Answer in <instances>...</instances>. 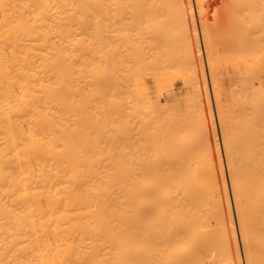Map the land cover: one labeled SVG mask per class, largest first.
<instances>
[{"label": "rangeland", "instance_id": "rangeland-1", "mask_svg": "<svg viewBox=\"0 0 264 264\" xmlns=\"http://www.w3.org/2000/svg\"><path fill=\"white\" fill-rule=\"evenodd\" d=\"M193 1L195 7L54 8L56 24L44 32L47 166L72 159L102 169L122 199L142 168L160 159L182 191L211 180L230 186L232 170L264 173V8ZM187 12L193 26L179 21ZM255 14L262 24H253ZM102 44L115 61L91 59L87 69L85 50ZM194 45L200 59L189 63ZM130 56L137 60L128 63Z\"/></svg>", "mask_w": 264, "mask_h": 264}, {"label": "bare ground", "instance_id": "bare-ground-1", "mask_svg": "<svg viewBox=\"0 0 264 264\" xmlns=\"http://www.w3.org/2000/svg\"><path fill=\"white\" fill-rule=\"evenodd\" d=\"M55 7L195 6L193 0H0V264H264L260 167V175L244 173L249 181L232 170L230 186L211 180L182 191L160 159L142 168L122 199L105 183L102 169L72 159L64 167L46 165L44 32L56 24ZM196 7L257 11L264 0H196ZM253 18L254 25L262 24ZM179 21L194 25L188 12ZM198 48L189 63L200 59ZM105 49L85 50L87 69L91 59L115 61ZM103 72L99 66L95 77Z\"/></svg>", "mask_w": 264, "mask_h": 264}]
</instances>
